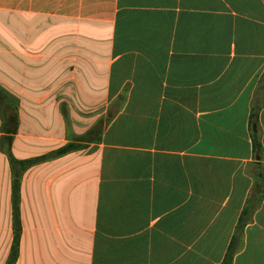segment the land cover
I'll return each instance as SVG.
<instances>
[{
    "label": "crops",
    "instance_id": "0c3cea01",
    "mask_svg": "<svg viewBox=\"0 0 264 264\" xmlns=\"http://www.w3.org/2000/svg\"><path fill=\"white\" fill-rule=\"evenodd\" d=\"M0 88L15 158L78 145L23 172L14 264H264V0H0Z\"/></svg>",
    "mask_w": 264,
    "mask_h": 264
},
{
    "label": "trees",
    "instance_id": "16d2710c",
    "mask_svg": "<svg viewBox=\"0 0 264 264\" xmlns=\"http://www.w3.org/2000/svg\"><path fill=\"white\" fill-rule=\"evenodd\" d=\"M3 104L4 111L1 110V105ZM16 100L3 89L0 88V118H1V125H0V151L5 155L6 160L8 162L9 171H10V205H11V227H12V242L10 245L9 253L6 258L5 264H14L17 253H18V243H19V235H20V217H19V200H20V178L23 172L30 166L37 164L39 162L49 160L65 154L69 151H72L78 148V145L73 143H66L59 148H56L52 151H48L46 153L23 158L17 159L12 155L11 152V140L12 136L16 131L17 125V115L15 111ZM5 112V114H3ZM108 117L106 118L107 122ZM103 125L100 120V129H97L95 126V134L94 140L95 142L100 141L99 133L102 132ZM91 131V129H90ZM87 137V133L84 135L78 136V138ZM253 146L254 151L256 154L259 155L260 147L258 143H254Z\"/></svg>",
    "mask_w": 264,
    "mask_h": 264
},
{
    "label": "rangeland",
    "instance_id": "374dc122",
    "mask_svg": "<svg viewBox=\"0 0 264 264\" xmlns=\"http://www.w3.org/2000/svg\"><path fill=\"white\" fill-rule=\"evenodd\" d=\"M72 100H70V102H71ZM105 102H106V100L105 99H102L101 100V111H102V115L100 116V119L101 120H103L104 119V117L106 116V118L108 117V111H105V112H103L104 110H106V109H104V108H106V106H105ZM96 109V108H95ZM112 109V108H111ZM110 110V109H109ZM96 113V112H95ZM110 114V113H109ZM74 116H72V118H73ZM69 119H70V116L68 117ZM97 116H95V123H97ZM82 133H84V132H82ZM81 134V133H80Z\"/></svg>",
    "mask_w": 264,
    "mask_h": 264
}]
</instances>
